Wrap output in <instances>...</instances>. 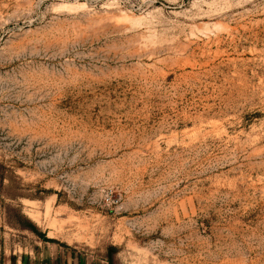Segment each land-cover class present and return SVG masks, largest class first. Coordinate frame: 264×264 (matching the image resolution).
<instances>
[{"label": "rangeland", "instance_id": "obj_1", "mask_svg": "<svg viewBox=\"0 0 264 264\" xmlns=\"http://www.w3.org/2000/svg\"><path fill=\"white\" fill-rule=\"evenodd\" d=\"M54 245L264 264V0H0V264Z\"/></svg>", "mask_w": 264, "mask_h": 264}, {"label": "crops", "instance_id": "obj_2", "mask_svg": "<svg viewBox=\"0 0 264 264\" xmlns=\"http://www.w3.org/2000/svg\"><path fill=\"white\" fill-rule=\"evenodd\" d=\"M52 253L39 255L41 258L37 260L42 261L44 264H109L103 255H92L82 253V251L71 248H59L54 245ZM35 257L27 259L26 254L11 253L3 257V264H34Z\"/></svg>", "mask_w": 264, "mask_h": 264}, {"label": "trees", "instance_id": "obj_3", "mask_svg": "<svg viewBox=\"0 0 264 264\" xmlns=\"http://www.w3.org/2000/svg\"><path fill=\"white\" fill-rule=\"evenodd\" d=\"M39 238L48 241V242H54V240H49L47 239L43 234H41L40 232H38L35 228L31 229Z\"/></svg>", "mask_w": 264, "mask_h": 264}]
</instances>
